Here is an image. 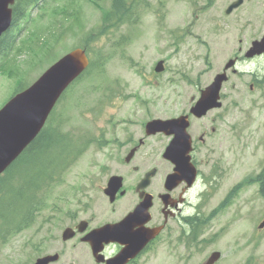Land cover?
<instances>
[{
  "label": "rangeland",
  "instance_id": "rangeland-1",
  "mask_svg": "<svg viewBox=\"0 0 264 264\" xmlns=\"http://www.w3.org/2000/svg\"><path fill=\"white\" fill-rule=\"evenodd\" d=\"M232 1L140 0L131 14L137 17L134 22L123 24L87 43L92 59L97 61L99 58L103 64V77L88 75L89 78L84 77L77 87L74 85L56 107L55 116L65 123V130L77 129L85 133V139H90L91 143L65 171L60 183L48 190L46 202L84 201L73 187L87 185L92 180L102 182L106 175H99V172L117 170L113 155L120 147L111 140L121 135V126H144L151 119L176 117L187 109L190 98L196 97L194 83L189 80H195V75L211 76L219 72L235 51L238 39L254 36L240 32L243 30L240 24L245 22L240 20L246 6L225 15L224 11ZM99 2L100 9L86 0H44L42 5L30 10L28 18L18 24L21 31L15 47L33 37L31 42H34L37 37L36 43L40 44H48L51 40L54 50L41 58L35 57L31 65L28 64L31 53L13 50L11 62L15 63L14 68L23 83H32L56 57L85 42L90 30L100 24L102 11L110 7L109 0ZM14 31L17 34L16 28ZM42 48L40 46L39 50ZM159 60H163L165 72L150 81L149 72L152 69L153 73ZM238 68L243 77L229 75L230 80L222 91L223 108L192 125L206 129L212 124L237 128L236 135H230V140L234 141L233 161L221 181L219 193L211 199L209 210L220 202L228 186L261 171L264 177V85L250 96L247 75L250 72L264 74V59L243 63ZM15 72L10 74L11 77L0 73V107L21 81L14 78ZM111 83L115 86L111 95L106 94L102 105L93 111L101 98L102 87ZM97 86L99 91L94 88ZM252 100L256 103L252 104ZM101 138L110 143L98 144L96 139ZM216 138L213 136L209 145L215 144ZM206 147H209L208 143ZM161 149L163 142L152 143V152ZM146 151L147 147L142 148L138 158L144 168L149 166V160H145ZM158 158L161 160L160 156ZM258 187L259 182L246 186L233 200L230 209L211 224L213 231L218 233L227 226L226 232L223 229L219 233L223 240L214 246L225 251V264L231 258L232 264H243L247 258H251L252 264H264V228L258 229L264 216V198L258 193ZM89 190L90 196L94 200L98 197L99 202L101 194L92 187ZM236 220L240 221L235 223ZM241 222L246 227L237 229ZM7 249L9 245L0 244V250ZM152 264H168V259L161 253L152 258Z\"/></svg>",
  "mask_w": 264,
  "mask_h": 264
},
{
  "label": "flooded vegetation",
  "instance_id": "flooded-vegetation-1",
  "mask_svg": "<svg viewBox=\"0 0 264 264\" xmlns=\"http://www.w3.org/2000/svg\"><path fill=\"white\" fill-rule=\"evenodd\" d=\"M253 6L254 11L260 12V17H254L247 26L262 28L264 32V0L255 2ZM238 51L242 52L241 48ZM209 130L188 127L196 179L192 184L181 181L167 190L164 182L174 169L172 161L165 160L164 167L156 171L148 186L141 187L145 171L135 159L138 151L129 161H126L125 154L130 152L135 142L140 145L152 142V135L141 138L140 128L122 129L125 135L122 149L125 152L122 156L116 155L119 157L117 170L99 172V175H106L102 182L92 180L87 184L89 189L92 187L102 193V202L95 201L88 189L85 194L89 196L85 197V202L24 205L20 223L10 224L6 229L7 241L2 244L9 245V249L0 250V264H152V258L161 253L166 255L168 264H204L206 227L209 228L210 244L214 246L223 240L219 233L227 230L226 226L219 229V233L213 231L211 224L217 212L215 209L209 213L204 210L206 205L210 206L209 201L219 192L221 181L226 176L228 166L225 158L220 155L218 160L215 159L220 148L223 155L226 153L235 126H212ZM212 134L218 137L216 143L206 148ZM157 136L162 137L160 134L153 137ZM173 138V134L164 136L165 145H169ZM151 156L150 167L156 163ZM157 175L160 181H157ZM112 176L120 178L118 184L121 186L114 200L110 201L103 191ZM196 184L201 188L206 185L207 198L204 191H199V196L192 195ZM228 187L223 208L228 206V198L234 193V188ZM142 193L149 197L148 208H137L144 199ZM163 197L167 204L165 209ZM113 224H118L117 238L109 239L100 229ZM154 228H160V232L152 239ZM216 251L220 252V260L216 264L226 263L222 260L225 251L221 248ZM128 254L133 255L130 257Z\"/></svg>",
  "mask_w": 264,
  "mask_h": 264
},
{
  "label": "water",
  "instance_id": "water-1",
  "mask_svg": "<svg viewBox=\"0 0 264 264\" xmlns=\"http://www.w3.org/2000/svg\"><path fill=\"white\" fill-rule=\"evenodd\" d=\"M14 0H0V34L9 26L11 11L8 5ZM243 0H237L230 8L237 7ZM264 51V40L258 47L250 50L249 56ZM232 62L226 66L229 67ZM87 59L84 52L75 49L62 57L49 67L42 76L28 89L12 98L2 109H0V172L3 171L21 151L33 140L42 128L45 119L64 88L86 67ZM162 69L159 62L155 70ZM225 75H218L212 85L203 91L200 99L191 109L196 117H201L206 111L218 107V92ZM149 126H159L157 129H165L166 126H177L175 131H180V138H185V153L188 151V138L185 134V126H188L186 117L171 121H152ZM175 149L183 147L175 144ZM166 156V154H165ZM187 158V157H186ZM216 254L212 259L216 258Z\"/></svg>",
  "mask_w": 264,
  "mask_h": 264
},
{
  "label": "trees",
  "instance_id": "trees-1",
  "mask_svg": "<svg viewBox=\"0 0 264 264\" xmlns=\"http://www.w3.org/2000/svg\"><path fill=\"white\" fill-rule=\"evenodd\" d=\"M38 0H19L13 8V18L17 20L22 12ZM121 5V0H113ZM48 126H51L48 124ZM79 155L68 134L60 133L52 127H46L31 141L18 160L17 172L21 175L18 182L19 193L6 192L0 195V202L14 204L16 210L24 205L40 202L36 192L55 181L66 167ZM14 194V195H12ZM12 196V198H11Z\"/></svg>",
  "mask_w": 264,
  "mask_h": 264
}]
</instances>
